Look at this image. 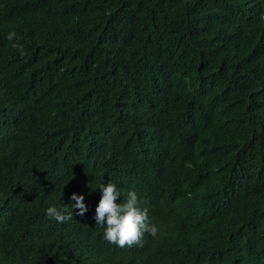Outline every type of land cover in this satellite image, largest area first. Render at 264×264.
I'll return each instance as SVG.
<instances>
[{"label":"trees","instance_id":"trees-1","mask_svg":"<svg viewBox=\"0 0 264 264\" xmlns=\"http://www.w3.org/2000/svg\"><path fill=\"white\" fill-rule=\"evenodd\" d=\"M102 181L156 237L103 238ZM0 264H264V0H0Z\"/></svg>","mask_w":264,"mask_h":264},{"label":"clouds","instance_id":"clouds-1","mask_svg":"<svg viewBox=\"0 0 264 264\" xmlns=\"http://www.w3.org/2000/svg\"><path fill=\"white\" fill-rule=\"evenodd\" d=\"M7 39L10 42L14 41L17 39L16 33L9 32ZM11 47L20 55H24L22 44L12 43ZM95 188H98L102 195L95 208L94 220L96 226L104 229L103 238L108 243L121 248L133 245L142 247V237L145 233L153 237L157 236L160 229L158 225L149 222L146 207L148 201L145 197L138 196L135 191L129 190L123 202L116 203L121 192L114 183L102 181ZM69 200L74 201L70 203V207L50 206L45 210V215L57 223H65L73 220V210L79 216H83L88 211L83 194L73 192Z\"/></svg>","mask_w":264,"mask_h":264}]
</instances>
